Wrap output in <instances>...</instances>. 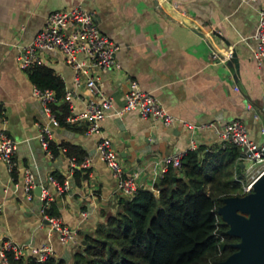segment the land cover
<instances>
[{"label":"crops","instance_id":"crops-1","mask_svg":"<svg viewBox=\"0 0 264 264\" xmlns=\"http://www.w3.org/2000/svg\"><path fill=\"white\" fill-rule=\"evenodd\" d=\"M262 2L0 0V136L5 134L17 142L12 170L0 158V199L4 204L0 240L10 238L28 244L26 257H34V249L48 245L53 257L70 259L75 245H62L57 233L49 230L41 216L36 188L49 189L60 218L76 231L78 242L83 234L93 233L104 219L103 212L116 210L118 199L123 197L116 190L111 170L97 153L101 135L111 140L125 170L137 176L140 187L149 189L159 179L163 156L186 152L191 146L196 149L220 143L218 132L231 120L242 122L250 137L260 141L264 64L254 58L253 34ZM76 5L93 12L99 31L117 46L120 68L105 73L100 82L113 108L122 106L128 80L134 79L173 116L171 125L127 111L121 116H106L100 123L101 135L87 133L86 121L52 127L49 142L57 153L41 146L38 135L50 124V118L33 95L34 84L28 69L20 67L17 55L32 41L50 12ZM42 57V64L62 79L65 91H73L70 113L84 112L90 95L83 86L74 87L71 66L59 52H45ZM67 145L78 147L90 159L89 168L74 170L86 175L80 183L75 181L74 172L69 174ZM25 169L36 176L31 199L23 188ZM53 172L63 179L69 177L70 188L61 195L49 182Z\"/></svg>","mask_w":264,"mask_h":264},{"label":"trees","instance_id":"trees-1","mask_svg":"<svg viewBox=\"0 0 264 264\" xmlns=\"http://www.w3.org/2000/svg\"><path fill=\"white\" fill-rule=\"evenodd\" d=\"M30 81L40 89L52 90L60 99L65 85L55 71L43 64L30 67ZM59 126H70L68 102L51 105ZM54 154L57 148L48 143ZM66 155L77 160L85 153L66 146ZM242 150L232 143L188 149L181 166H168L153 189L141 186L132 197H121L114 211L103 212L93 233L83 234L70 259L33 256L13 260L16 264H219L236 248L239 238L227 233L229 225L217 210L224 199L243 196L245 169ZM53 176L63 178L53 172ZM86 175L74 172L77 183ZM59 216L54 201L46 209Z\"/></svg>","mask_w":264,"mask_h":264},{"label":"built area","instance_id":"built-area-1","mask_svg":"<svg viewBox=\"0 0 264 264\" xmlns=\"http://www.w3.org/2000/svg\"><path fill=\"white\" fill-rule=\"evenodd\" d=\"M256 1V0H245ZM253 38L256 41L254 58L258 64H264V0L259 9V21ZM117 46L105 34L101 33L95 23L93 12L87 11L82 5H76L64 10L50 12L44 25L35 34L29 44L23 46L17 59L23 69L42 64V54L45 52H59L63 60L73 69L74 87L83 86L89 92L90 99L84 112L69 114L66 118L68 123L86 121V132L89 134H100L101 121L110 114L121 116L127 111H136L143 118L161 120L169 126L174 118L159 103L158 99L150 92L139 88L134 79L128 80V87L123 97V104L120 108L114 109L111 98L105 94L100 82L105 73L119 69L116 60ZM237 89V88H236ZM72 90H67L58 99L50 89H40L34 85L33 95L39 98L43 110L50 118V124L43 126L38 135L41 146L48 148L49 140L52 137V127L58 126L51 111V105L59 102H70L73 96ZM264 112V106L262 107ZM188 128L192 124L185 123ZM261 140L255 141L245 125L237 119L224 124L218 132L220 143H232L246 149L242 154V164L246 173L251 175L252 181L245 187L246 192L252 190L253 183L264 173V126L260 128ZM194 144V141H193ZM192 144V145H193ZM191 146V149H195ZM97 153L106 163L116 179V190L123 197H132L140 187L139 180L135 174L128 173L115 149L111 140L101 135L97 143ZM17 149V142L5 134L0 136V158L6 163L9 170L14 167V154ZM185 152H174L165 155L160 160L161 173L167 170L168 166L179 168L181 159ZM70 175L74 170L87 169L90 166V159L84 156L77 160L75 156L68 157ZM69 175V176H70ZM49 182L53 185L55 192L63 194L70 188L69 177L58 181L53 175L49 176ZM23 188L28 199L33 197V189L36 186V176L30 169H25L23 174ZM41 202V216L49 226V230L57 233L59 241L65 246H74L78 243L77 233L66 225L60 216L51 215L46 212L53 196L49 189L42 188L39 194ZM3 201L0 199V212L3 209ZM85 215V213H82ZM28 244L18 243L10 238L0 240V264H16L9 259L19 260L26 258L25 249ZM34 258L38 262L53 255L50 246L44 245L33 250Z\"/></svg>","mask_w":264,"mask_h":264},{"label":"water","instance_id":"water-1","mask_svg":"<svg viewBox=\"0 0 264 264\" xmlns=\"http://www.w3.org/2000/svg\"><path fill=\"white\" fill-rule=\"evenodd\" d=\"M232 57L237 62L235 53ZM40 190L36 188L38 194ZM217 213L229 225L227 233L239 238L233 244L236 250L219 264H264V173L250 193L225 198Z\"/></svg>","mask_w":264,"mask_h":264},{"label":"rangeland","instance_id":"rangeland-1","mask_svg":"<svg viewBox=\"0 0 264 264\" xmlns=\"http://www.w3.org/2000/svg\"><path fill=\"white\" fill-rule=\"evenodd\" d=\"M245 176H246V178H245L246 180H245V185H244V191H245V187L247 186V184L250 183V182L252 181L251 175L247 174L246 171H245ZM251 191H252V190H251ZM251 191H250V192H251ZM250 192H246V191H245L244 193H245V194H248V193H250ZM245 194H244V195H245ZM68 248H69V247H68Z\"/></svg>","mask_w":264,"mask_h":264}]
</instances>
